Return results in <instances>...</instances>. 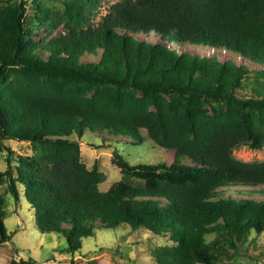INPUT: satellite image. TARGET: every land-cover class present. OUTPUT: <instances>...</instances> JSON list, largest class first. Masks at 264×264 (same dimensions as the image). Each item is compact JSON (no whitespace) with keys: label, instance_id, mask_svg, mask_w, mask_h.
Segmentation results:
<instances>
[{"label":"trees","instance_id":"obj_1","mask_svg":"<svg viewBox=\"0 0 264 264\" xmlns=\"http://www.w3.org/2000/svg\"><path fill=\"white\" fill-rule=\"evenodd\" d=\"M7 1L0 5V246L10 241L8 196L24 199L35 231L62 237L69 253L96 229L127 227L171 241L152 252L155 264H222L232 259L224 244L236 252L264 232V161L232 156L264 145V0H117L104 14L103 0H54L33 19L22 0ZM39 29L44 35L34 39ZM141 131L174 152L171 164L130 165L118 154L140 146ZM96 133L127 140L108 144L120 179L105 192L104 175L80 156V141ZM7 141L29 143L32 155L17 156L13 167ZM238 188L249 193L221 197Z\"/></svg>","mask_w":264,"mask_h":264},{"label":"rangeland","instance_id":"obj_2","mask_svg":"<svg viewBox=\"0 0 264 264\" xmlns=\"http://www.w3.org/2000/svg\"><path fill=\"white\" fill-rule=\"evenodd\" d=\"M26 9L25 17L33 19L37 15V9L42 6H57L54 0H22ZM117 0H103L101 13L104 14L107 7ZM7 0H0V5H6ZM36 22L35 20H33ZM44 31L39 29L35 33L34 39L42 37ZM142 37V36H141ZM150 41L157 42L159 38L154 35L147 36ZM189 52H196L200 55H207L208 50L200 48H186ZM220 58L227 56L217 52ZM237 63L239 60L234 55H230ZM250 70H258L259 66L247 64ZM209 114L214 113L209 107H204ZM93 138H85L80 141V156L88 170H92L95 165L99 172L104 175V182L98 189L105 192L109 187L120 179V171L112 164L115 146L108 144L114 141L126 143V139L119 137L114 139L107 135L93 134ZM143 143L135 147H121L116 149L118 154L130 164H150L156 165L161 162L169 165L174 156L173 151L161 149L153 144L145 131H141ZM97 138L99 141H97ZM104 141L105 144L101 145ZM13 155V163L17 156H31L32 151L29 143L7 141L5 142ZM234 159L245 162L264 161V145L259 150L250 149L244 145L233 151ZM3 158V159H2ZM6 169L4 157L0 158V171ZM185 180L182 177L171 178L172 182L181 183ZM2 191V190H0ZM246 189H232L223 193L221 197L232 196L240 198L249 192ZM21 192V187L19 189ZM261 198L255 195L254 198ZM220 198V197H219ZM6 215L3 218L4 227L10 235L9 243L0 246V264H8L12 261H29L32 264H155L152 252L160 247H171L172 243L168 238H162L149 233L146 230L132 231L123 227L116 230L96 229L92 237L82 240L81 248L74 253H69L66 249V242L62 237L55 234L41 235L35 230L33 214L24 205V199L20 204H14L10 196L6 198ZM217 236H208L210 242ZM224 247L232 255L231 260H223L222 264H264V232L261 234H251L245 244L237 247V251L224 244Z\"/></svg>","mask_w":264,"mask_h":264}]
</instances>
